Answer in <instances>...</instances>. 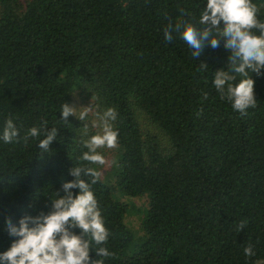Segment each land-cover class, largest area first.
Returning a JSON list of instances; mask_svg holds the SVG:
<instances>
[{
    "label": "trees",
    "instance_id": "trees-1",
    "mask_svg": "<svg viewBox=\"0 0 264 264\" xmlns=\"http://www.w3.org/2000/svg\"><path fill=\"white\" fill-rule=\"evenodd\" d=\"M206 3L0 0V135L9 118L19 130L18 140H0V252L17 239L6 215L18 222L25 212H49L50 198L74 179L69 169L87 150L81 140L96 133L75 115L61 121V106L79 92L98 112L118 113L113 176L92 186L114 254L105 264L264 261V69L251 74L257 105L242 115L213 85L215 71L228 70L223 40L197 60L178 33L164 36L170 20L199 18ZM253 3L264 21V0ZM42 120L58 128L43 155V135L24 140ZM126 197L147 199L141 234L126 222Z\"/></svg>",
    "mask_w": 264,
    "mask_h": 264
},
{
    "label": "clouds",
    "instance_id": "clouds-1",
    "mask_svg": "<svg viewBox=\"0 0 264 264\" xmlns=\"http://www.w3.org/2000/svg\"><path fill=\"white\" fill-rule=\"evenodd\" d=\"M259 9L253 0H207L199 18L169 21L164 28L165 40L171 42L174 33L191 49V56L199 59L207 46L213 49L220 46L221 40L229 53L228 70L217 69L213 85L221 98H227L234 111L242 115L257 105L252 73L260 74L264 69V21L257 17ZM190 15L181 10V16ZM223 22V27H221ZM207 63L201 61L198 71H206ZM240 77L238 82L232 83ZM208 93L203 94L207 98ZM63 122L69 115H75L81 121H87L92 107H82L77 115V107L68 103L61 106ZM202 110L197 112L200 115ZM92 127L98 131L82 139L81 144L87 150L77 158L78 163L69 169L74 179L62 184L63 195L56 192L51 199V210L41 211L37 215L25 212L13 222L11 215L4 218L6 230L13 240L11 246L0 252V264H105L114 254L104 245L107 244L109 229L92 186L100 181L102 171L96 165L108 167V161L99 151L102 148L114 149L118 146L119 132L114 128L117 110L107 108L103 113L96 112ZM41 154L50 153V145L56 140L58 128L50 129L47 121L31 127L24 137L39 138ZM83 135H88V124L83 126ZM19 130L13 119L9 118L3 128L0 140L5 144L18 140ZM73 189H79L74 193ZM247 225L241 220L236 231ZM79 229V233L75 231ZM246 256L255 255L254 247L249 243L244 249ZM94 252L96 258L90 253Z\"/></svg>",
    "mask_w": 264,
    "mask_h": 264
},
{
    "label": "rangeland",
    "instance_id": "rangeland-1",
    "mask_svg": "<svg viewBox=\"0 0 264 264\" xmlns=\"http://www.w3.org/2000/svg\"><path fill=\"white\" fill-rule=\"evenodd\" d=\"M24 4L27 3L28 0H21ZM223 27V25H222ZM72 105L77 107V115L79 114V111L82 110V107H92V112L89 113L87 123L92 126V121L95 119V113L98 112V109L94 101L92 99H89L85 97L84 95L80 94L79 92H76L74 95V99L72 102ZM103 113V112H101ZM94 128V127H93ZM96 132L98 131L97 128H94ZM99 151L105 156V158L108 161H111L113 163L114 156L117 154V148L114 149H108V148H102L99 149ZM112 163L108 167L100 166L99 170L102 171V177L111 180V176H113L112 173H110L112 169ZM126 202H128L129 205V211L127 215V224L136 232V234H141V220L144 216L145 210H147L148 202L146 198H124ZM257 264H264V261H261Z\"/></svg>",
    "mask_w": 264,
    "mask_h": 264
}]
</instances>
